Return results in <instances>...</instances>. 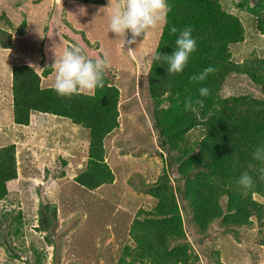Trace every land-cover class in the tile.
I'll return each mask as SVG.
<instances>
[{"label": "trees", "instance_id": "trees-1", "mask_svg": "<svg viewBox=\"0 0 264 264\" xmlns=\"http://www.w3.org/2000/svg\"><path fill=\"white\" fill-rule=\"evenodd\" d=\"M71 1L87 2L94 6L95 13H99L102 6H108V0H64L74 6ZM36 2L37 7L45 11V3L49 5L50 1ZM228 2L240 13H232L231 5L228 10L225 7ZM166 3L168 10L162 14L159 26L162 32L155 52L172 54L178 36L171 32L173 27L179 30L191 26L197 49L180 74L168 75L167 65L162 60L152 59L141 71L145 87L143 98L146 106L148 103L153 130L158 134L153 142L149 131L146 143L153 148L145 150L149 156L160 157L164 168L162 175L158 177L156 169L153 177L146 181L149 183L146 194L155 204L147 209L142 205L136 210L134 220L127 224V236L119 239L120 247L115 250L117 257L114 258H117L116 264H201L200 253H203L206 264H223L216 247L217 253H214L191 243L181 214L183 210L192 215L196 229L193 237L197 236L195 239L203 243L216 239L217 235L241 241L249 232H255L256 245L264 248V180L260 179L259 172L264 163L252 159L256 147L264 144V59L256 51L248 53L243 61L233 58V51L246 43L249 32L264 35V0H166ZM93 15L91 12V17ZM53 17L55 20L54 14ZM17 22L16 14L5 16L4 21L0 18V48L12 47V34L20 39L18 43L26 39L25 32L23 35L21 32L25 25L27 29V15L23 14L21 27ZM209 66L215 71L204 81H190L191 76ZM51 74L53 71L41 79L30 66L15 67L12 99L0 92L3 114L0 119V204H15L20 198L12 192L11 184L20 177L41 178L42 168L51 162L60 168L57 177L62 179L68 163L76 168L83 166L73 182L58 185V190L66 197H60L61 200L92 202L96 193L100 195L117 184L109 163L107 141L120 130L122 92L113 82L112 74L104 70L103 86L67 97L58 96L54 87L45 85V78ZM234 82L242 84L243 89L232 90ZM202 87L209 89L207 97L199 95ZM2 96L6 99L2 100ZM189 98L193 109L186 111L184 105ZM197 100L203 103H196ZM63 121L77 127L71 129V133H81L78 128L89 133L84 149L77 153L78 159L70 157V162L58 155L66 147L65 140L61 144L51 142L56 125ZM42 142L46 143L43 148ZM121 148V155L128 156L129 150ZM60 162L64 165L60 166ZM244 172L253 177V186L248 190L237 184ZM46 173L47 182L52 170ZM44 198L38 210L37 230L45 234L46 243L53 246L51 264H59L60 260L104 263L103 259L96 262L97 246L82 237L79 243L71 245L76 240L64 236L65 246L58 244L57 238L63 232L56 230L60 203ZM88 204L84 202L82 206ZM100 204V200L95 202L92 216L94 212L102 215L111 208L106 204L101 211ZM27 224L21 210L2 208L0 225L6 226L10 243L14 239L19 246L12 247L7 240L4 242L9 247L2 244L12 260L26 256L28 264H46L47 246H41L39 241L26 246ZM89 233L96 236V228Z\"/></svg>", "mask_w": 264, "mask_h": 264}, {"label": "rangeland", "instance_id": "rangeland-1", "mask_svg": "<svg viewBox=\"0 0 264 264\" xmlns=\"http://www.w3.org/2000/svg\"><path fill=\"white\" fill-rule=\"evenodd\" d=\"M36 1L0 0V18L2 21L5 20V16L9 17L11 14H16L18 19L17 26L21 27L23 14L27 15V29L25 25L22 28L23 32H21L22 35L25 32L26 39L18 44L17 41L20 39L11 38L12 45H14L15 49L17 48L13 59L0 48V92H4L9 99H12L10 97L11 67L8 65L11 60L15 61L16 64L35 65V69L39 73L43 72L45 76L49 73L51 64L54 63V47H56L54 51L57 56L61 55L68 45L80 47L88 58L102 59L106 55L110 64L105 71H109L112 74L113 82L122 92L120 130L110 136L107 141L109 163L114 170L117 184L110 190L103 191L100 195L96 193L94 201L85 200L84 202H89V204L84 207L82 206L84 204L83 201H81L83 203H78L77 200H61L60 197L65 196L64 193L58 190V185H61L60 182L68 184L73 182L72 177L76 174V167L68 164L67 178L62 179L57 177L60 168L53 166V162H51L42 168L41 178L20 177L19 181L11 184L12 192L16 193L20 199L16 203L14 202L13 206L9 202L2 203L3 205L0 204V211L2 208L6 210L12 208L21 210L24 213L28 222L25 228V231H27L26 246L29 247L34 241H39L43 247L44 245L47 246L48 259L46 264H51L53 246H49L45 241V234L37 230L39 226L38 210L41 202L45 201L44 197L59 201V212H61L59 213L60 220L56 230L59 232L63 230L64 233H59L58 244L65 246L64 236L67 239L76 240L71 245L79 243L82 237L87 243L97 246L99 253L95 251L94 254L95 256L99 254V256L96 257V262L103 259L102 262L104 263L101 264H116L117 258L114 257H117L115 250L120 247L119 239L122 236L123 239L127 236L129 228L127 224L134 220L136 210L142 205H144L142 207L147 209L155 204L154 200L146 194L145 188L149 185L146 181H149L151 176L153 177L156 169L158 177L162 175L164 168V161L160 157L157 155L149 156L145 150L147 147L149 149L153 148V145L146 143L149 131L152 133L153 142L154 137H158V134L153 130L148 103L147 106L145 105L143 98L145 87L142 83L144 81L140 77L141 71L147 68L156 51V42L162 32V29L159 28L162 25V21L160 20L157 23L156 28L151 31L143 44L144 36L138 38L137 45L132 46L133 50L136 51H128V48L124 47L119 40H115V35L110 33L106 15L107 10L95 13L94 6L85 2L82 4L85 7L87 6L88 9L86 14H84L80 12V9H85V7L80 3L75 2V6L70 8L64 0H49V5L45 3L44 11L43 8L37 7ZM236 1L240 2L242 0ZM229 5L232 6L230 9L232 13L236 15L240 13L239 9L231 2L225 4L228 10ZM102 8L105 7L102 6L100 9ZM60 11H62V15H60ZM91 12L95 14L92 17ZM53 14L56 18L55 20H53ZM96 19H98L97 22ZM60 20H62L61 24H58ZM52 24H56L53 29L51 28ZM248 27L250 28L251 25H248ZM242 46L240 49L233 51V58L237 61H243L248 53L252 51H256L257 55L264 59V35L260 32L253 30L249 32L246 43ZM2 75L5 80L7 78H10V80L4 82ZM54 79V74L47 76L45 85L53 87ZM230 86L229 84L228 88ZM231 88L234 91H239L241 88L243 89V85L241 84L240 86L239 82H234ZM1 99L5 100L6 97L2 96ZM2 116V111H0V119H2ZM76 128L68 121L60 122L56 125L53 131L54 136L51 140L52 143L57 141L60 144L64 143L65 140L66 147L60 153V156L69 162L70 157L78 159L77 153L82 152L84 143L89 137L88 131L81 128H78L81 133H71V129L75 130ZM72 139L74 142H71ZM45 145L46 143H43L41 148L45 147ZM121 147L129 150L128 156L123 157L121 155ZM52 157L54 159V154ZM82 167V165H78L77 169L80 170ZM50 169L52 170V175L49 176L50 181L46 182L48 175L46 170ZM98 200L102 202L100 204L101 211L106 204L111 208L108 212H105L106 210L103 211L102 215H97L94 212L92 216L95 202ZM182 214L185 221V229L191 243L204 251L209 250L217 253L216 249L219 250L222 257L220 259L221 263L244 264L247 260L245 264H255L258 261L259 264H264V248H259L256 245L255 232H249L241 241H237L231 236L217 235L216 239L212 238V240L210 239L208 242L203 243L201 240L195 239L197 236L193 237L196 229L193 226L192 215H187L183 210ZM93 228L97 230V234L94 237L90 236L91 234L89 233ZM7 235L6 226L0 225V264H28L26 256H23L22 260L10 259V252L3 246L2 242L7 240L11 246H19V242L12 239L13 241L10 243ZM95 239L96 241L93 242ZM67 242L70 243V241ZM5 244L9 247L7 243ZM200 255L203 257L201 264H206V256L203 253H200ZM59 264H86V262L76 260L74 262L65 261L64 263L63 260H60ZM92 264H94V261Z\"/></svg>", "mask_w": 264, "mask_h": 264}, {"label": "clouds", "instance_id": "clouds-1", "mask_svg": "<svg viewBox=\"0 0 264 264\" xmlns=\"http://www.w3.org/2000/svg\"><path fill=\"white\" fill-rule=\"evenodd\" d=\"M71 3L75 4L72 1ZM68 5L70 8L73 7L70 4ZM83 7L85 6L83 5ZM104 10H107L108 27L110 33L115 35V40H119L124 47L128 48V51H136L133 50L132 46L137 45L138 38L141 36H144L142 44L145 42L151 31L156 28L157 23L161 20L162 14L165 13L168 8L166 0H123V2H121V0H108V6L100 9V13ZM80 12L86 14V9L81 8ZM171 32L173 34L178 33L172 54L161 55L160 52L157 51L153 54L152 60L156 62L162 60L167 65L166 69L168 75H175L184 71L191 55L197 49V40L193 36V28L191 26L179 30L173 27ZM13 36L15 35L12 34L11 37ZM20 43L21 42L18 44ZM55 48L56 47L53 48L55 59L54 63L51 64L50 71H53L54 74L55 79L53 87L58 96L67 97L75 93L91 92L97 87L103 86V72L110 64L106 55L102 59L88 58L80 47H71L68 45L67 49L61 55L57 56L54 51ZM1 49L7 52L11 59H13L17 52V48L15 49L14 45H12L10 49ZM8 65L11 67V87L13 83V70L15 67L21 65L30 66L37 71L34 67L35 65L16 64L13 60H11V62L9 61ZM214 71V67H206L202 72L191 76L190 81L200 83ZM38 74L41 76V79L44 78L43 72H38ZM2 78L5 82L6 80L3 75ZM199 95L201 97H207L209 95V89L206 87L200 88ZM11 96L10 93V97ZM196 103L202 104L203 100H197ZM184 106L186 111L192 110V99H187ZM61 152L58 154L59 158H61ZM252 159L264 163V144L256 147L252 154ZM62 165H64L63 162H60V166ZM67 170L66 168L65 176ZM77 171L78 169L76 168V174L72 177L73 180L77 175ZM259 172L260 179L264 180V168L259 169ZM237 184L244 190L251 189L253 186L252 175H250L249 172L242 173L237 180ZM181 215L183 216V214Z\"/></svg>", "mask_w": 264, "mask_h": 264}, {"label": "crops", "instance_id": "crops-1", "mask_svg": "<svg viewBox=\"0 0 264 264\" xmlns=\"http://www.w3.org/2000/svg\"><path fill=\"white\" fill-rule=\"evenodd\" d=\"M85 9L87 10V9H88V7L86 6V7H85ZM96 22H97V20H96ZM105 41L107 42L108 40H105ZM65 177H66V176H65Z\"/></svg>", "mask_w": 264, "mask_h": 264}]
</instances>
